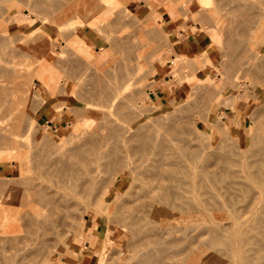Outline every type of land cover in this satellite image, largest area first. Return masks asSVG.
Segmentation results:
<instances>
[{"label": "bare ground", "instance_id": "6f19581e", "mask_svg": "<svg viewBox=\"0 0 264 264\" xmlns=\"http://www.w3.org/2000/svg\"><path fill=\"white\" fill-rule=\"evenodd\" d=\"M27 1H29V0H27ZM53 1H51V2H53ZM56 1H54L53 3H55ZM71 1H73V0H71ZM186 1H188V0H186ZM33 2H34V0L31 3L29 1L28 3L25 4L23 1L25 6L27 5L26 6L27 10H28V7L31 6ZM39 2H41V3H39ZM42 2H43V0L42 1L39 0L38 2H36V0H35V4L33 5V7L31 6L28 11H31L32 13H34V15L36 14V16L40 18L39 14L41 13V11L43 12L44 10H46L48 8V7L44 6V7H46V9L41 10L40 8H42L41 7V4H43ZM51 2H48V0H47V1H45V4L47 5L49 3L48 6L50 8H51V6H56L57 8L60 9V6L63 7V5L67 4V2H69V1L63 2V3L58 1L57 3L60 4V5L58 4L59 6L55 5ZM104 2H105V0H98L97 2H95V4L91 5V7L88 9L87 13H84L83 11H81V9H79L77 11L76 15L74 16L73 22H79L80 24H82L83 27L87 23L88 24L93 23V21H92L93 16L90 18L92 22L90 23V21H89L90 20L89 15L91 14V11L94 10L97 6L103 4ZM112 2H109V5ZM2 4H4V3H2ZM2 4H1V7H2ZM6 4H8V3H6ZM28 4H29V6H28ZM51 4H53V5H51ZM217 4H219V2ZM239 4H241V3H239ZM78 5H85V4H84V2H81ZM106 6H104V7L106 8ZM110 6H109V8L113 7V6H111V7ZM217 6H213V7H217ZM4 7H7V6L4 5ZM34 7L35 8L39 7L38 9H40L41 11L39 12L37 10V8L35 9ZM104 7H100L102 10V11L100 10L101 11L100 15L101 14L103 15ZM213 7H210V8H213ZM232 7H233V5H232ZM241 7H242V8H240L241 11H243V9L245 10V7L248 8V6H244V4H242ZM261 7L262 8H260V9H262V10H260L259 13L255 14V15H258V17L255 18L256 20L254 18H251V17H255V15L252 16V14H251L252 12L251 13H250V11H249V13L247 12L248 13L247 15H249L250 19L252 20V21H250V22H252L250 24H253V22L255 21L254 24L250 25V26H247L249 23L248 22L249 20H247V22H248V23L246 22L247 24H243L241 22L242 18L245 17L244 13H246V12H244V13L241 11L236 12L235 10L231 11L233 13L234 12L237 13L236 14L237 19L242 24L237 25V23H235L236 24L235 25L234 21L231 22L232 21L231 20L230 22H231V24L232 23L233 24L231 26H229L230 28H228V31L230 30L231 32H235V31L240 30V32H237V33H241L240 34L241 38L239 40L233 41L234 35H237V33L236 34H234V33L230 34V32H227L230 34V36H226V37H231V35H232V38H230V39L226 38V39H228V42L225 39L224 46L226 44H228L227 46L230 47V48H227V49H229L228 51L225 50V54L227 53L230 60L231 59H235V60L238 59L237 61L241 60V63H242L243 58H244V60H245L244 65L245 66L242 65L243 63L239 64V65H241L243 67V69L246 67L247 72L249 74H253V77H255V79L257 78L255 80L256 82L260 79V81H261L260 83H262V86L264 89V12H263L264 6L261 4ZM201 8H203V7H201ZM204 8L208 9V7H204ZM225 8H227V7H225ZM59 9H57V11H59ZM112 9H113L112 11H115L114 7ZM215 9L219 10L218 7L214 8V10ZM222 9H224V8H222ZM222 9H221V11H224L223 13L225 14V12L227 10L226 9L222 10ZM105 10H108V9H105ZM119 10H120L119 12H122V10L120 9V6H119ZM212 10L213 9H211V10L208 9V11H210V13L212 12ZM247 10L248 9H246V11ZM0 11H1V13H3V10L0 9ZM47 11H51V10H47ZM54 11L57 12L56 10H54ZM54 11H51V12L54 13ZM51 12H49L47 14L45 13L43 16L44 17L47 16L48 18L49 17L52 18V16H50L52 14ZM125 12L128 13L127 11H125ZM205 12H203V13L206 16ZM215 12L216 11H214V13ZM227 12L231 13L230 11H227ZM242 13H243V15L241 16V19H240V17H238V15H241ZM48 14H50V15L48 16ZM85 14H87V15H85ZM107 14H109V13H107ZM110 14L112 16L114 15V14H112V12H110ZM115 14H117V13H115ZM123 14H125V13H122V15ZM212 14H213V12L211 13V16L216 18V19H218L216 17L217 15H219V17L222 16V14H216L215 13L216 16H213ZM97 15H98V11H97ZM100 15H98V17ZM230 15H233V14L231 13V14H229V16ZM236 15H235V17H236ZM36 16H34V18ZM63 16H64V13H60L58 15V17H60V18ZM94 16L96 18V15H94ZM44 17H43V20L40 18L41 21L45 20ZM235 17H234V20L236 19ZM34 18L30 19L31 22L33 21ZM115 18H117V17H115ZM121 18H124V17L120 16V19ZM128 18L129 17H127V19ZM108 19L110 20L111 18H108ZM117 19H119V18H117ZM245 19H247V18L245 17ZM12 20H13V18H12ZM26 20H28L30 23L29 19L26 18ZM110 21H113V20H110ZM117 21L118 20H116V24L114 23L113 25L117 26ZM126 21H129V20H126ZM136 21L138 22V20H135L134 22H136ZM143 21H141V22L144 23ZM73 22H71V23H73ZM100 22H98V24ZM243 22H244V20H243ZM19 23H20V21H19ZM216 23H218V21H216ZM93 24H96V23H93ZM98 24H96V25H98ZM108 24H110V22H108ZM123 24H125V23H123ZM126 24H125V27H127ZM132 24H135L136 26H138L136 23H132ZM120 25H122V24H120ZM233 25H235V27L231 28ZM243 25H244V27L246 25V27H248V28L242 30L244 28ZM146 26H148V25H146ZM214 26H216V25H214ZM120 27H118V28H120ZM149 27L150 26H148L147 28H149ZM154 27L155 26H153L152 28H154ZM216 27H218V26H216ZM236 27H238V29H236ZM234 28H235V30H233ZM99 29H102V28H99ZM103 29L108 30L110 28L108 26L107 28H103ZM133 29L137 30V27L133 28ZM123 30H125V29H123ZM141 30L142 29H139V30L133 32L131 29L130 31H132V33L135 34L136 32L139 33V31H141ZM99 31H101V30H98V32ZM126 31L127 30H125V33H126ZM145 31H147V29H145ZM152 32H154V31H152ZM213 32L210 35V39L212 42L218 40V36L216 35V33L218 34V32L216 30H213ZM18 33H15V36H17ZM39 33H41V31H39ZM129 33H131V32H129ZM37 34H36V36H37ZM143 34H145V33H143ZM229 34H227V35H229ZM13 35L14 34L7 35L6 38H8V36L13 37ZM19 35H20V33L18 34V36ZM34 35L35 34H33L32 36H28L27 38L28 39L30 37L37 38L40 35L42 37L46 36L48 38V36H49V35L48 36L43 35L42 33L40 35L38 34L37 37ZM103 35H104V33H103ZM128 35H129V37L132 36V34L131 35L128 34ZM20 36H19V38L21 39L22 37H20ZM71 36H72V34H71ZM113 36H115V35H113ZM119 36L123 37V34H121ZM124 36H125V34H124ZM154 36H156V35H154ZM2 37H1L0 41H3L2 39L4 38V42H5V37H3V38ZM106 37H108V36H106ZM127 37L128 36H126V38ZM129 37H128V39H129ZM134 37L136 39L138 38L137 36H134ZM9 38H8V40H9ZM19 38H17V39L19 40ZM33 38L32 39L30 38V39L33 40ZM72 38L73 39H71V43H72L73 47L70 46L69 44L65 43V41H67V40H65L63 44L64 45L66 44L65 45L66 47L70 46L71 48H73L74 50L73 49L72 50L75 51L74 53H75L76 57H75V55L72 56L71 53L70 54L68 53L67 55L65 54L66 56H64L65 49H64V51H63V49H61L64 52L63 53L62 51H60V52H62L61 54H63V55H59V56L57 55L56 58H58L60 56H64V58L62 59V57H61L60 60H65L68 58L69 55H71L72 59L77 58V59H74L75 61L77 60L76 61L77 63L75 61H73V62H75L76 64H79V65L83 63L82 68L84 69L85 66L86 67L91 66L90 63L96 64L97 61L96 62H94V61L98 58L102 59V56H104L101 53H100V55H99V53H98V55H96V54L94 55V53L92 52L93 49L91 48L90 44H88L82 38L81 35L77 34L76 36H72ZM38 39H39V37H38ZM111 39L114 42L113 50L117 51L119 49V51H120V50H123V48H124L123 51H124V53H127V54H123V53L120 54V53H118V51L117 52L112 51L111 45L113 43H112ZM114 39L117 40L116 37L107 39L108 42L111 40L110 41L111 45L109 44V48L111 49L112 53H115L118 55H124V56L125 55H127V56L131 55L129 53L131 51L133 53L134 50H132V48H133V47H131L132 45L128 44L129 43L128 40L124 41V39H125L124 37L122 38V40L120 39V37L118 39L121 40V43L124 42L123 45L124 44H125V46L128 45L126 47L128 49L127 51H125L126 48L123 46H122V48H118L117 46L118 45L121 46L122 44H120L119 41H118V43L115 42ZM152 39H153V41L156 40V39H154V37ZM137 40L135 42H133L131 37H130L129 41H131L130 44L133 42L136 45ZM23 41H24V39H23ZM23 41H21V42H23ZM35 41H37V39H34V41H31V42H35ZM9 42H10V40H9ZM26 42H28V40ZM44 42H46L48 47H49L46 57H37L36 56L33 60V61H36L40 66H43V67L48 66L52 63V56H51L52 51L50 49L51 44L49 43V41L44 40V39L43 40L40 39L39 41L35 42L36 44H43V45H44ZM67 42H69V41H67ZM125 42L126 43L128 42L127 45ZM149 42H150V40H149ZM6 43H8V42H5V44ZM155 43H157V42H154V44ZM137 44H139V43H137ZM135 45H134L133 49H135V47H136ZM141 45H143V44L141 43L139 48H141ZM2 46L3 45H1L0 47H2ZM148 46L152 47V45H148ZM148 46H144V47H148ZM155 46H156L155 50H157V48L160 45L159 46L155 45ZM227 46H225V47H227ZM59 47H61V45ZM129 47H131L130 48L131 50H129ZM225 47H224V49H226ZM137 48L138 47H136V50H137ZM105 49H103V50H105ZM107 49H108V47H107ZM141 49L139 51H135V52L136 53H142ZM152 50H154V49H152ZM155 50L152 51V53L149 50H147V51L151 54H154ZM105 51H104V53H106L105 56L107 58V53H110L109 52L110 50L107 52H105ZM204 52H207V51H204ZM136 53H133V57H135ZM144 54H146V52H143V54H141L143 56V58L148 59L147 57H149V56H146V55H150V54H146V55H144ZM141 55H140V57H141ZM105 56L103 58L104 60L106 59ZM124 56H119V57H121L120 58L121 61L122 60L124 61L125 59H128V57H129L128 56L127 58L126 57L124 58ZM109 57L112 58V56H109ZM119 57L117 59H119ZM133 57L131 55V58H133ZM113 58H114V56H113ZM240 58H242V59H240ZM67 60H69V59H67ZM67 60H65L64 63L67 62L70 65V63ZM130 60H132V59H130ZM56 61H57V59H56ZM78 61H83V62L80 63ZM84 61H86V62H84ZM230 62H228V63H230ZM59 63H61V61ZM118 63L116 62L114 64H118ZM123 63L124 64L122 66H124V65L128 66L127 68L129 70L127 69L126 70L127 72L124 71L125 73H122L123 72L122 67H120V68H122L120 70V71H122V72H120V74H117V72H116L117 70H115L116 73L114 72V70H113V72L115 73V75L116 74L118 76L121 75L120 76L121 78L122 77L125 78V76H127L128 78L127 77L126 78L129 79L130 76L127 75V74H129L128 72L130 71L131 67L133 68V69H131V71L135 70L137 68V65L135 66L136 68H134L133 67L134 63L128 64V65L125 64V63H127L125 61ZM149 63H150V61H149ZM206 63H208V61H206ZM233 63H231L230 66H232ZM114 64H111L109 66V68H108V66L106 67V68H108V69H106L107 73H110L111 76L112 75L115 76L114 74H112V72H109V70L112 71V69L114 68V67H112V69L110 68ZM60 65L62 66V64H60ZM66 65L67 64L65 63V66ZM79 65L77 66V68H75L76 66L74 64L71 66H73V68L81 71L82 68ZM120 65H118V67ZM230 66H228V67L232 68ZM94 67H95V65H93V67H89V68H94ZM116 67H117V65H116ZM151 67H152V65H151ZM237 67H238V65H237ZM242 67H238V68L240 69ZM64 68L67 69L68 67L66 66ZM69 69L70 70L61 69V71H65L67 73H70V71H72V70H71V68H69ZM86 69L87 68H85V70ZM114 69H118V68H114ZM85 70H82L79 73L78 72L76 73L75 72L76 70H73L75 73H71L70 75H72V74L75 75V76L72 75L74 78H70L72 76H70V77L68 76V77L71 80L74 79V80H72V81H74L73 82L74 84L79 83L78 85H80L82 87L83 86L88 87V85L93 80L96 81L95 83H98L96 75H100L101 78L104 77V78H102V81L104 82V84L107 83V82L105 83V80L107 79L105 77H108V74H104L105 73L104 70L102 73L101 71H99L100 69H97L98 73H96V71L94 72L95 68L92 69L93 73H96V75H94L91 72L90 73L93 76H96V80H95V78L92 80V78H93V77H91L92 75L87 72L89 69L86 70V75H85L84 74ZM92 70H90V71H92ZM240 71H242V70H239V73H240ZM234 72H232V74ZM243 72L244 71H242V73L239 75L245 74ZM64 73H62V75ZM81 73H82V77L84 75V78L85 77L87 78V76L91 75L90 78L88 77L90 79V82L88 83V81H89L88 78L86 79L88 81L85 82L88 85L80 84L79 80L78 81L76 80V78H77L76 74L79 75ZM87 73L89 75H87ZM100 73L102 74V76ZM131 73L132 74H129V75H133L134 72H131ZM144 73H145V71H144ZM66 75H68V74H66ZM103 75H107V76H103ZM139 76H141V75H139ZM142 76H141V78H142ZM68 77H66V78H68ZM120 77L119 78L117 76L114 77V78L119 79L120 81L117 79H114L115 80V81H113L114 83L113 82L109 83V81H108L107 84L108 85L111 83H112L111 85L117 84L118 81H119L118 83H120L122 80V79H120ZM134 77L136 78V76H134ZM238 77H242V76H238ZM109 78H110V75H109ZM78 79H80V78H78ZM110 79H108V80H110ZM134 79L130 78V82H131V80H133V83L134 82L136 83V80H134ZM75 80L77 82H75ZM83 80L85 81V79H83ZM80 81H82V80H80ZM94 81L92 83H94ZM122 81H125L124 83H126V81L128 82V80H125V79ZM41 82L44 83V80H41ZM122 84H123V82H122ZM130 84L131 83H129L128 85L127 84H123V85L130 87ZM237 84H235V85L237 86ZM16 85L21 87V84L18 82H17V84H15V86ZM45 85H47V87H49L48 89H50V91H51L52 90L51 88L52 87L54 88L53 85H57V84L47 82V83H45ZM91 85H93V84H91ZM120 85L121 84H119V87H117V88L122 89V85L121 86ZM250 85H252V84H250ZM80 86L78 87L79 90H81ZM94 86L98 87V84L97 85L94 84L93 88H95ZM107 86H105L106 88H104L103 93L100 92V93H102V97H104V98L105 97L109 98L111 96V95H108V94H111L110 91L108 92V94L105 91V89H108ZM115 86L116 85H113V87H115ZM57 87H59V86L57 85ZM87 87H85L86 88V90H84L85 92L89 89ZM111 87L112 86H110V88ZM99 88L100 87L96 88L97 92H99V90H98ZM115 88H114V90H116L117 93L115 91H111V92L118 94L119 89H117V88L115 89ZM124 88H126V87H124ZM124 88L122 90V93H124V91L126 92V90H127V88L126 89H124ZM133 88H130V89L135 91V89H133ZM78 89L76 87L75 90H78ZM101 89H102V87H101ZM53 90H57V89H53ZM0 91L2 92V90H0ZM61 91H63V90H61ZM61 91H59V92H61ZM120 91L121 90H119V93H120ZM52 92L53 91H51L50 93H52ZM93 92L95 93V91H93ZM81 93H84V92H81ZM100 93H95L96 95L93 94V97L98 96ZM122 93H120V95H123ZM63 94H65V92ZM86 94H87V92H86ZM86 94H80L81 96L78 95V96L84 98V99L80 98L82 101L83 100H85V101L91 100L90 101L91 103L87 102L88 104H86V106L87 105L89 106V104H90V106H92V108H93L94 107L93 105L98 101H99L98 103H100V104H102L101 102H104V100L106 103L108 101L110 102V99L108 100L107 98H105L103 100V99H101V97L100 98L96 97V99H100L101 101L94 99V100H96V102H95L93 100V97L88 95V94H91V92L88 93L87 95ZM104 94L107 96H105ZM127 94H131V96H132V93H129L127 91V93H124L123 98L124 97L127 98L130 96V95L128 96ZM134 94L136 95L137 92ZM134 94H133V97H134ZM82 95H85V97H83ZM113 95L114 94H112V96ZM87 96H88V98H86ZM90 97L92 99H89ZM116 97L119 98V95H116L115 98ZM65 98L71 99V101L75 102V98H74L73 94L68 93L65 96ZM111 98L113 99V97H111ZM118 98H116V100ZM123 98H122V101H124ZM5 99L6 98H4V100H3L4 102H5ZM10 99L11 98H8L6 100H10ZM130 99L132 100L131 103L135 104V103H133V100L135 101V99L132 97ZM130 99L127 98V100H125L126 105L129 103L128 100L130 101ZM137 99H136V101H138ZM116 100H114L115 103H111V104L112 105L115 104L118 106V102L116 103ZM93 102H94V104H92ZM7 103H9V101ZM106 103L104 105L107 108V111H108V109L109 110L114 109V112L117 111L118 108H115L116 106L113 107L109 103L112 108L111 107L108 108ZM3 104H2V106H3ZM259 104L260 103L258 102V105ZM95 105H98V104H95ZM119 105L121 106L120 102H119ZM261 105L264 106V104H261ZM6 106L8 107V105H6ZM101 107L104 108L103 105ZM156 107H158V105ZM256 107H257L255 109L256 112L255 111L254 112L257 114L259 112V110H257V109L262 108V106H260L259 108H258V106H256ZM3 108H4V106H3ZM103 108H101V109H103ZM77 109H78V107L74 109L77 112H75V111H73V112L76 114L77 113L81 114L86 120L85 124L87 126H89L90 123L92 122L93 118L90 115H83L87 108L81 109L82 111H79ZM127 109L131 110L133 108H131V109L127 108ZM127 109H126V111H127ZM17 110H16V112H17ZM103 110H105V109H103ZM3 111H5V110H3ZM3 111H1V112H3ZM111 111L113 112V110H111ZM126 111H125V115L131 114V113H127ZM131 111H134V110H131ZM6 112H7V110L5 111V113ZM19 112H21V111H19ZM120 112H118L116 115H118ZM102 113H104V112H102ZM102 113H100V114H102ZM260 113L262 115L257 114V117L258 118H259V116L260 117L262 116V117L259 118V120L254 123L255 126H254L251 134L249 135V146L251 148L248 151H247V149H244L243 151L231 150L229 152L199 151L197 148L187 146L184 148V160L176 165L177 171L175 173L171 171V166H172V162H171L172 151L171 150L173 149V147L171 146L172 143H170L171 141H168L166 138L163 137L164 131H154V130H150V129L142 130V126H143L142 123L140 125L138 124L139 126H137V127H133L132 123H128L126 126L124 124L122 125L123 120H122V122L118 120L119 118H122L121 116L119 118H116L113 120L110 117H108L111 114L108 115V113L105 112V115L106 116L108 115L107 118H105L106 116H104V115H103L104 118L102 115L100 116L101 118H97L96 119L98 121V122H96L97 126L94 125L93 127L96 130H97V128H100V131H101V127L103 128V130H102L103 132L102 131H101V133L99 132L100 136L97 139L90 140L86 135H80L78 138H76V140H74V141L72 140L73 143H68V147H67V145H64V144H66L65 142H64V144H62V146H61V144L57 143V145H55L56 149L55 150L53 149L54 150L53 151L52 149H49V148H52V146L50 144L52 142L53 143L52 145H54V143L56 144V142H53L52 139L46 138V141H47V139H48V141L47 142L44 141V142H46L45 144H43V142L38 143L37 145L41 144V145H39L41 147L39 148V147H37V145L35 147L33 146L34 147L33 150L35 151V149H37V148H38V150H40L41 148H45V150H46L45 146H47L48 142L50 141L49 142L50 146L49 145L47 146L48 150H46V152H47L46 157H48L50 154L52 155V156L50 155L51 157L49 156L50 160L48 158V161H51L50 166L52 165L51 167H53V169L55 167L54 170H56V171L53 173H58V174H55V175H59L57 178H59L60 176L61 177L59 180L54 179L56 176L52 174V170H53L52 168L50 171L51 174L49 173L48 170L50 169V166H49V168L47 166V165H49V162L47 164V159L45 158V156H43V155H45V153L41 154V153L45 152V150L41 149L40 150L41 156L39 155L41 158L40 157L39 158L41 160V163L44 161V159L42 161V157H44L46 159V162L41 164L42 166L41 165L40 166L43 167L44 164H47L46 167L45 166L44 167H45V169L46 168L48 169V170L46 169V174L45 173L44 174L46 176H48V173H49L51 178L53 176V179L48 177V180L50 178V180L55 181V182L58 181V182L55 183V182L50 181V183H51L50 186L48 184L49 181H48V183H46L47 179L45 182L44 181L41 182L42 179L45 177L44 174H43L44 177H42V175H40L42 173L41 171H43L44 167L43 168H41L40 166L38 167V165L40 164V162L38 161L37 163H39V164H36L37 168H35V169L41 170L40 171L41 173L38 174L39 177L40 176L42 177L41 181H40V179H38L36 181L35 177H37V175L33 176L34 178L33 177L32 178L35 180V182H39V184H40V182L43 184L46 183L48 186L46 187L45 184L44 185L42 184V186H41V184L40 185L37 184L39 186V187H37L36 183H35V185H32V183H30L28 181L31 180V182H32L34 180L32 178H30L29 175H28V178H30L29 180L28 179L26 180L27 177L25 179L23 178V182H24V180H26L25 181L26 186H24V187H27L28 189L26 190L23 188L24 191L26 190V192L23 193V191H22L23 194L20 193L19 195H17V198H21V197L25 198L26 197L25 199H27V203L26 202L25 203L29 206V210L26 207V205L24 207V210H25V208H27L28 212L26 210H25L26 212H24L22 210L24 212L23 216L20 213L21 208H23V205L25 204V203L21 204L22 201H20V205H22L20 210H18L19 207L17 206V210L20 214L17 211H15V209H12V207L14 205H11V204H13V202H11V204L1 203V205H0V264H63L62 255L59 254L57 251V250H60V247L62 248V246H61L62 243H60L59 241H62V237L66 236L67 232H69L71 230L70 229L71 228L70 227V223H71L70 220L73 216L77 215L76 213H77V211H79L78 210L79 204L82 202V199L84 198V196L91 202L90 204H92V208L90 210L89 217H93L94 215L100 216L101 231L104 232L103 242H102V246H101L99 253H98L99 256H98V260H97L96 264H259V261L262 259V256L264 255V112L263 113L260 112ZM16 116H17V114H16ZM21 117H19V118H21ZM98 117H99V115H98ZM126 117H129V119H130L132 116L130 117V115H129ZM255 117H256V115H255ZM24 118L25 117H23V119ZM171 118H173V117H171ZM98 119H100V121ZM150 119H153V117ZM253 119H256V118H253ZM24 121H25V119L22 121L23 126H24V123H23ZM30 121H31V123L33 122L32 120H30ZM30 121H29V123H30ZM147 122H148V120H145V123H147ZM120 123H121V125H119ZM254 124L252 123V125H254ZM18 125H21V124L19 123ZM30 125H32V124H30ZM30 125H28V129L26 127H25L26 129L24 127L20 128V129H25L26 132L30 131V128H32ZM33 125H34V123H33ZM172 127L173 126H171L170 129ZM25 130H24V132H25ZM1 131H2V128L0 129V132ZM8 131H9V129H8ZM15 131H17V130H15ZM3 132H5V131H3ZM25 133H23V134H25ZM23 134L21 133L20 135H23ZM1 135H2V137L5 135L4 137L7 139V141H8V138L11 139L10 137H8V135L6 136L5 133L4 134L2 133ZM15 136H16V134H15ZM12 137H13V134H12ZM19 137L21 139V136H19ZM10 141H9V143H10ZM19 141H21V140H19ZM62 141H61V143H62ZM0 142H1V137H0ZM36 142H38V141H36ZM3 144H4V142H3ZM5 145H7V144L5 143ZM42 145H44V147H42ZM63 146H66V147H63ZM5 149L9 150V147H8V149L6 147V148H3L2 150H5ZM49 152H51V153H49ZM246 152H248V154ZM8 153L9 152L7 151V154ZM10 153H9V155H10ZM48 153H49V155H48ZM5 154H6V152H3V151L0 152V157H2ZM36 154H37V152H36ZM33 155H35V152ZM36 156H38V155H36ZM36 156H35V159L37 161ZM6 157H8V156L6 155ZM216 159H221V164L216 166L215 167L216 169H209V166L212 163V160H216ZM35 162H33V163H35ZM54 162L56 164H58L59 167L56 168L57 165L54 164ZM89 162L91 163V165H92V163L94 164V162H97L98 164H97L96 168H86L85 171L81 173V167H87L89 165ZM103 164H104L105 168L108 167V165H110V164L114 165L117 169H119V172H121V171L123 172V175H117L115 172L112 171V169L109 168L113 173L111 171H109L108 169L106 170V173H108V174L112 173V175H108V176H110L108 179L103 178L102 177L103 175L102 176L100 175V173L103 174L105 172V171L103 172V169L101 167V166H103ZM32 166H35V164L34 165L32 164ZM21 169H22V172L21 173L19 172L20 176H22L23 173L25 172V171H23V169L25 170V168H21ZM32 169H30V171H32ZM45 169H44V171H45ZM113 170L115 171V169H113ZM47 171H48V173H47ZM116 172H118V171H116ZM10 173H11V171H10ZM27 173L30 174L29 171L28 172L26 171L24 173V175L25 174L27 175ZM32 173H34V172H32ZM32 173H31V175H32ZM36 173H37V171H36ZM36 173H34L33 175H35ZM106 177H107V175H106ZM126 177L129 178L127 185H125ZM21 178L22 177L17 178V179L20 180ZM104 179L108 180V181H106L107 184L105 183V186L103 187L104 190L101 193H98L97 189L99 186L104 184V182H105ZM0 180L2 183V184L0 183L2 185L0 187L3 188V183H5V182L7 183L6 186H8L9 181H6L5 179H1V178H0ZM2 180H3V182H2ZM13 180H14V178H13ZM14 182L16 183L18 181L16 180ZM20 182H22V181L21 180L19 181V183H18L19 186L21 184ZM52 183H55V184H52ZM15 185H17V184H15ZM22 185H24V184H22ZM41 187H43L44 190ZM4 188H5V185H4ZM0 191H2L1 188H0ZM3 192L4 191H2V193ZM12 195H14V194H12ZM35 195H37L36 199H34ZM0 197H2V196L0 195ZM24 198L21 199V200H23V202H24ZM0 200H1V198H0ZM17 202H19V201H17ZM2 204H4L5 207ZM38 204H40L39 205L40 207H38ZM7 205H9V207L11 205L12 207L8 208ZM255 206L257 207V211L255 213H252V215L251 214L245 215V213L252 210L253 207H255ZM8 209H11L9 211H12L15 213L17 212L20 215V217H19V215L17 216L15 213H14V215H15L14 216L11 212L8 214V212H7ZM250 212H253V211H250ZM10 214H12L13 216L12 215L10 216ZM22 219L25 220L23 224L19 223V222H21L20 220H22ZM81 219L82 220H81L80 224H82L84 226L85 222H87V221H84L86 218L84 216H81ZM71 225H72V223H71ZM85 227L87 228V230H86V235H85L83 241L87 240V239H91V235L93 232L92 227H89L87 225ZM99 235H100V233H99ZM99 235H98L96 241L92 242L93 246L96 245V242L99 238ZM66 237H64V238H66ZM64 238H63V243H64ZM59 243H60V247H59ZM65 248H67V247H65ZM63 252H64V249H63Z\"/></svg>", "mask_w": 264, "mask_h": 264}, {"label": "rangeland", "instance_id": "374dc122", "mask_svg": "<svg viewBox=\"0 0 264 264\" xmlns=\"http://www.w3.org/2000/svg\"><path fill=\"white\" fill-rule=\"evenodd\" d=\"M23 1L26 4L29 1L31 3L33 0L32 1L31 0H29V1H27V0H0V9L3 10V13H4L3 14L0 11V13L2 14V15L0 14L1 15L0 16V35L2 34L0 36V40H1V37L4 35L3 37H5V42H8V43H6L7 44L6 45L3 37H2L3 41H0V44L3 45L2 47H0V67H1L0 68V74H1L0 75V90H2V92L4 91L3 93L0 91V93H1L0 94V129L2 128L1 132L3 134L5 133L6 136L8 135V137L11 138V139H9L7 137L8 138V141H7V139L4 137L5 135L2 137V135H1L2 133L0 132L1 133L0 134V137H1L0 152H2V151L6 152L5 155L0 157V178L5 179L6 181H9L8 186H6L7 183L4 181L5 183H3V188L0 187L1 190L4 191L3 193H2V191H0V195L2 196V197H0L1 198L0 205H1V203L11 204V202H13V204H11V205H14L13 206L14 208L11 205H10V207H12V209H15V211L18 212V210H20V208L22 207V205H20V201L23 202V200H21V199H23L24 197L17 198V195L22 193V191H23V193L26 192V190L28 188L24 187V186H26L25 181L27 179L29 180L33 176L37 175L38 178L35 177L36 181L38 179H40V181H41V178L45 176L46 178L44 177L41 182H43V181L45 182L47 179L46 183H48V181H49V183H48L49 186L51 184L50 181L55 182V181L50 180L51 177L49 175L51 168L53 169V167H51L52 165L50 166L51 161H48V158L51 155V154L49 155V153H51L52 151L49 152L48 153L49 156L46 157V155H47L46 150H48L47 146L50 144L49 143L50 141L48 142V145L45 146L46 150H45V148H41L42 150H45V152H43V153H41V151H40L41 149L38 150V148L35 149V151L33 150V148L38 143L43 142V144H45L48 141V139L46 141V138L52 139L53 142H56V144L54 143V145H52L53 143L51 142L50 145L52 146V148H49V149L55 150L56 149L55 145H57V143L61 144V146H62V144H64V142H65L66 144H64V145H67V147H68V143H73L72 140L73 141L76 140V138H78L80 135H86L90 140L97 139L100 136V133L103 130V128L101 127V131H100V128H97V130H96L93 126L94 125L97 126V123H96V122H98L96 120L97 118H101L100 117L101 115L106 116L105 112L108 113V115L111 114V115H109V116L107 115V116L113 120L116 118H119L121 116L122 118H119L118 120L121 122L123 120L122 125L124 124L125 126L128 123H132L133 127H137L142 123V125H143L142 130L150 129V130H154V131H164L163 137L166 138L168 141H171L170 143H172L171 146L173 147V149L171 150L172 151V153H171V162H172L171 171L174 173L177 171L176 165L184 160V148L187 146L197 148L199 151H220V152H229L231 150L243 151L244 149H247V151H248L251 148L249 146V135L251 134V132L255 126L254 123L256 121H258L259 118L262 117V116L261 117L259 116V118H258L257 114H261L260 112H262V113L264 112V106L261 105V104H264V89H263L262 83H260L261 82L260 79L258 80L259 82L258 81L256 82L255 80L257 78L255 79V77H253V74H249L247 72L246 67L243 69V67L241 65H239V64L243 63L242 65L245 66L244 65V61H245L244 58H243L242 63H241V60L237 61L238 59L237 60H235V59L230 60L229 59V56L227 55V53L225 54V50L228 51L229 49H227V48H230V47L227 46L228 44H226L225 46H227V47H225L224 41L226 38H229V39L232 38V35H231V37H226V36H230V34H232V33L236 34L237 32H240V30L235 31V32H231L230 30L228 31V28H230L229 26H231L233 24V23L231 24V22L234 21V24L237 23V25H240L242 23L247 24L249 22L247 26L254 24V22H255L254 20H253L254 21L253 24H250V23H252V22H250L252 20L250 19V16L247 14L249 13V11H250V13L252 12L251 13L252 16H254L256 13H259L260 10H262V9H260V8H262L261 4L264 6V0H188V1H186V0H105V2L103 4L97 6L94 10H92L90 15L88 14L89 19L93 16L92 17L93 23L98 24V22H100L101 20L102 21L98 25H96V24L91 23L92 21L90 19L89 21L91 24L87 23V24H85L84 27L79 22H73L74 16L76 15V13L79 9H81V11H83L84 13H87V11L91 7V5L95 4V2H97L98 0H73V1H71V0H57V1L54 0V1H56L55 3H53L54 2L53 0H51L53 2L48 0V2H51L55 5L59 4V3H57L58 1L61 3L69 1V2H67V4L63 5V7L60 6V9L57 8L56 6H51V8H50L48 6L49 3L47 5L45 4V1H47V0H43V2H42L43 4H41L42 8H40V9L43 10V9H46V7H48L49 9L47 8L46 10H44L45 12L44 11L42 12L40 9H38L39 7L38 8L36 7L39 12L41 11V13L39 15H40V18L42 20L44 17L43 15L45 13L47 14L51 11H54V10L57 11V9H59V11H57V12H55V11H54V13L51 12L52 13L51 15L48 14V16L50 15V16H52V18H50V17L48 18L47 16H45L46 18L44 17V19H45L44 21H41V19L39 17H37L36 14L34 15V13H32L31 11H28L29 8L31 6L33 7V5L35 4V0L32 3V5L30 4L31 6H29V4H28V6H29L28 10L26 7L27 5L25 6ZM38 1L39 0H36V2H38ZM40 1H42V0H40ZM81 2H84L85 5H78ZM109 2H112L110 5L114 7L115 11H112L113 7H111L109 5ZM218 2H219V4H217ZM2 3H4V4H2ZM6 3H8V4H6ZM39 3H41V2H39ZM239 3H241V4H239ZM1 4H2V7H1ZM53 4H51V5H53ZM242 4H244V6H248V8L245 7V10L243 9V11H241L240 8H242L241 7ZM4 5L7 7H4ZM232 5H233V7H232ZM44 6H46V7H44ZM104 6H106V8ZM109 6L111 8H109ZM119 6H120V9L122 10V12H119L120 11ZM213 6H217L219 10H217V9L214 10V8H217V7H213ZM100 7H104V9L103 8L102 9L104 10L105 14L102 12L103 13V15L101 14L102 16L100 15V12L102 11ZM201 7H203V8H201ZM204 7H208L209 10L213 9L212 10L213 16H216L215 13L216 14H222L224 12V11H221L222 8H224L230 12L232 10H235L236 12H240V11L243 13L246 12V13H244V16L247 19H245V17L242 18V20H241L242 23H240L237 19V15H236L237 13L231 12L233 15L229 16V14H231V13H228L227 11L225 12V14L223 13L224 15L222 14L221 17H219V15H217L216 17L218 19H216V18L211 16L212 12L210 13V11H208V9H205ZM210 7H213V8H210ZM225 7H227V8H225ZM105 9H108V10H105ZM224 9H222V10H224ZM246 9H248V10L246 11ZM47 10H51V11H47ZM97 11H98V15H100L99 17L97 15ZM125 11H127L128 13H126ZM214 11H216V12L214 13ZM110 12H112V14H114V15L112 16L110 14ZM203 12H205L206 16L204 15ZM263 12H264V8H263ZM60 13H64V16L61 18L58 17V15ZM107 13H109V14H107ZM115 13H117L118 15ZM122 13H125L126 15L125 14L122 15ZM243 13L241 15H238V17H240V19H241V16L243 15ZM167 14H170L171 17L175 21L180 23V28H182L188 34L192 35V34L196 33L197 38L202 40V48H201V51L199 53L192 54V55H174V53L172 51V42H171V39L169 38L168 31L166 30V27L164 26V21H163ZM234 14L236 15V17ZM85 15H87V14H85ZM94 15H96V18ZM119 15L121 17H124V18L120 19ZM34 16H36V17L34 18ZM233 16L237 19V20L235 19L236 21L234 20ZM115 17H117L119 19H117ZM127 17H129V18L127 19ZM257 17H258V15H255V17H251V18L255 19ZM12 18H13V20H12ZM26 18L29 20L32 18H34V19L32 22L30 20V23H29V21L26 20ZM108 18H111L110 20H113L114 22L110 21ZM214 19L216 21H218V23H216V21ZM116 20H118L117 26L113 25L114 23L116 24ZM126 20H129V21H126ZM135 20H138V22L137 21L134 22ZM243 20H244V22H243ZM247 20H249V21L247 22ZM19 21H20V23H19ZM141 21H143L144 23H142ZM71 22H73V23H71ZM108 22H110V24H108ZM119 23L122 25H120ZM123 23H125V24L127 23L128 24V25L126 24L127 27H125V24H123ZM132 23H136L139 27L136 26L135 24H132ZM146 25L150 26L151 28L150 27L147 28L148 26H146ZM214 25H216L218 27H216ZM235 25H233L231 28L235 27ZM108 26L110 29H108V30L103 29V28H107ZM153 26H155V27L152 28ZM118 27H120V28H118ZM136 27H137V30H139V29H142V30L139 31V33L136 32L137 34L135 33L136 34L135 35L132 33V31L133 32L137 31V30L133 29ZM243 27H244V25H243ZM99 28H102V29H99ZM246 28H248V27H246V25H245V27L242 30H244ZM123 29L127 30L126 33H125V30H123ZM131 29H132V31H130ZM145 29H147V31H145ZM236 29H238V27H236ZM98 30H101V31L98 32ZM213 30H216L218 32V34L216 33V35L218 36V40H216L214 42H212L210 39V35L213 32ZM233 30H235V28ZM39 31H41V33L43 35H47V36L49 35L48 38L46 36L42 37L40 35L41 33H39ZM152 31H154V32H152ZM18 32L20 33V35L22 34L21 36L19 35L20 37H22L21 39L18 36V34H19ZM102 32L104 33V35ZM129 32H131V33H129ZM227 32H230V34ZM15 33H18L17 36H15ZM37 33L40 36H38ZM143 33H145V34H143ZM11 34H14V35H13V37L8 36V38L9 37L11 38V39L9 38V40H10V42H9V40H8V38H6V36L11 35ZM33 34H35L34 36H36V34H37L39 39L37 36H36L37 38L30 37L31 39L33 38V40H31L30 38L29 39L27 38L28 36H32ZM71 34H72V36H76L77 34L81 35L82 38L88 44H90L91 48L93 49L92 52L94 53V55L95 54L98 55V53L100 55V53H101L105 56L106 53H104V51L106 50L105 52H107L110 50L109 51L110 53H107V58L105 56V58H106L105 60L103 59L104 56H102V59L98 58L94 61V62L97 61V63H96L97 65L90 63L91 66H88V67L85 66V68H87L86 70L89 69L87 71L88 73H90V72L93 73L92 69H94V68H95L94 72L96 71V73H98L97 69H100L99 71H101L102 73L104 70L105 71L104 74H108V77H105V78H107L105 80V83L106 82L108 83V81H109V83L115 81L114 79H117V78H114V77L117 76L119 78L121 75L118 76L117 74H120V72H122V71H123L122 73L127 72L126 70L128 69L127 68L128 66H126V65L122 66L124 64L123 63L124 61L127 62V63H125L127 65L134 63V65H133L134 68H136L135 66L137 65V68L135 70L131 71V69H133L131 67L130 71L128 72L129 74H132L131 72H134L135 74L133 73V75H129L126 73L128 76H130L129 79H127L128 77L125 75H124L125 78L120 77V79L128 80V82L126 81V83H124L125 81L121 80V82L118 83L120 80L117 79V80H119L118 82L116 81L117 84H113V85H116L115 86L116 88L119 87V84H121L122 89H119V88H117V89L121 90L120 93H122L123 88L128 87V86H124L123 84L128 85L129 83H131L130 87H128L126 92L124 91V93H127V91L129 93H132V96H131V94H127L128 96L130 95L129 97H127L128 99H130L132 97L136 101V99L138 98L137 99L138 101H136V102L133 100V103H135V104H132L131 103L132 100L130 99V101L128 100V102L130 104L127 102L128 104L126 105L125 100H127V98L126 97L123 98L124 93H122L123 95H120L119 90H118V94H116L117 91L114 90L115 87H113V85H111L112 83L109 85L106 83L109 87L106 84H104V82L102 81V78H104V77L101 78L100 75H96V73H93L94 75L97 76V82L98 83H95L96 81H94L93 79L95 78V80H96V76H93L90 73L92 75L91 76L87 73V75H89V76H87V78L88 77L90 78V76H91V77H93L92 80L94 81V83H92L93 82L92 81L88 85L85 82H87L89 80L88 81V83H89L90 82L89 78H88V80H86L87 78L86 77L84 78V75L82 77V73L79 75L76 74L77 75L76 80L77 81L79 80L80 84L88 85V87L85 86V87L89 88L86 92H87V94L91 92V94H88L91 97H93V94H95V93H100V92L103 93L104 88H106L105 86H107V88L109 90L105 89V91L107 92V94L110 91L111 94H108V95H111V96L109 98H107V97H105V98H107L108 100L110 99V102L109 101L107 103L105 102V100H104L105 98L102 97V93H100L98 96L93 97V100L96 99V97L97 98L101 97V99L104 100V102L106 103L108 108H110L112 105L111 103H115L114 100H116V98H118V97L115 98V96L119 95V98L116 100V103L118 102L119 107L115 104L112 105L113 107L116 106L115 108H118L117 111H115L116 113L114 112V109H111V110H113V112L109 109L107 111V108L105 107L104 102H101L102 104L98 103L99 101L96 102V100H100V99L94 100L96 102L95 104H98V105H95L93 102L92 103V104H94L93 108H92V106H90V104H89V106L88 105L86 106V104H88L87 102H90L91 100H86V101L83 100L82 101L81 99H84V98L80 97L81 96L80 94H86V92L84 91V90H86V88L84 86L82 87V86L78 85L79 83L74 84L73 83L74 81H72L74 79H72V80L69 79V77L73 75V74L70 75L71 73H75V72L79 73L82 70H85V68L84 69L82 68L83 63L80 65L76 64L77 60L75 61L74 59H77V58L72 59V56L75 55V53H74L75 51H73L74 49L70 47V46H72L71 39H73ZM112 34L115 36H113ZM121 34H123V37L125 38L124 41L128 40L129 43L128 42L127 43L129 45H132L131 47H133V48L135 45L133 42H135L137 39L139 40V41L137 40L136 45H135L136 47H138L137 50H136V47H135V49L132 48V50H134L133 53H136L135 51H139L142 48L141 49L142 53H136L137 55L135 54V57L139 56L138 58L133 57L132 51L131 52L128 51V52L132 55L133 58H131V55H128L130 57L129 58L127 55L124 56V55H118V54L112 53V51H115V50H113L114 42L111 39L112 43H113L111 45L110 44L111 40L109 42L107 41L108 38L116 37L117 40L114 39L115 42L118 43V41H119V43L122 44L121 46L118 45L117 46L118 48H122V46L126 48L128 46L126 42L125 43L127 46H125V44L123 45L124 42L121 43V40L123 38L122 36H119ZM124 34H125V36H124ZM128 34H130V35L132 34V36L134 35V36H137L138 38L136 39L134 36L133 37L130 36L132 41H133L130 44L131 41H129L130 37ZM153 34L156 36H154ZM227 34H229V35H227ZM240 34L241 33H237V35H234L233 41L239 40L241 38ZM106 36H108V37H106ZM126 36H128L129 39H128V37L126 38ZM119 37L121 40L118 39ZM153 37L156 40L153 41V39H152ZM17 38H19V40ZM23 39H24V41H23ZM34 39H37V41H39L40 39L41 40L44 39V40L49 41V43L51 44L50 49L52 51L51 52L52 63L50 65L43 67V66H40L36 61H33L36 56L37 57H46L47 51L49 49L46 42H44V45L43 44H36L35 42H37V41L31 42V41H34ZM27 40H28V42H26ZM65 40H67L69 42H67ZM149 40H150V42H149ZM21 41H23V42H21ZM64 41L66 44H69L70 46L66 47L65 46L66 44L65 45L63 44ZM226 41L228 42V39H226ZM154 42H157V43L154 44ZM137 43H139V44H137ZM141 43L144 46L152 45V47H149V46L144 47L143 45H141V48H139ZM109 44L112 46V48H111L112 51L109 48ZM60 45H61V47H59ZM155 45H157V46L160 45L158 47L159 49L157 48V50H155L156 49ZM107 47L109 50L107 49ZM131 47H129V50H131L130 49ZM224 47L226 49H224ZM61 49H63V51L65 49V51H64L65 53ZM103 49H105V50H103ZM150 49L155 50L154 54H151L152 51H154V50L151 51ZM123 50H124V48H123ZM123 50H120L121 51L120 52L118 49L117 51L120 54H122V53L127 54V53H124ZM127 50L128 49L126 48L125 51H127ZM147 50H149L151 53H149ZM60 51H62L64 53V56H66L68 53L69 54L71 53V55H72V56L69 55L70 57L68 56V58L66 57L69 60L65 59L70 63V65H69L67 62H65L67 64L66 66L68 67L67 69L70 70L69 68H71V70H72V71H70V73H67L65 71H61V69H63V70H67V69L64 68V67H66L65 63H64L65 60H60L61 57L63 59L64 56H60V57L56 58L57 55L58 56L63 55V54H61L62 52H60ZM117 51H115V52H117ZM204 51H207V52H204ZM143 52H146V54H150V55L144 54L146 56H149V57H147L148 59L143 58V56L141 55V54H143ZM108 55L112 56V58L109 57ZM140 55H141V57H140ZM113 56H114V58H113ZM119 56H124V58L128 57L129 60L125 59L124 61L122 60L123 61L122 62L120 59L121 57H119ZM75 57H76V55H75ZM118 57L120 60L117 59ZM56 59H57V61H56ZM130 59H132V60H130ZM240 59H242V58H240ZM60 61H61V63H59ZM73 61H75L76 63ZM149 61H150V63H149ZM206 61H208V63H206ZM71 62L76 66L75 68H77V66L79 65L82 68V70L80 71L78 69L73 68V66H71V65H73ZM78 62L81 63L83 61H78ZM84 62H86V61H84ZM113 62L114 63L119 62V63L114 64ZM228 62H230V63H228ZM110 63L114 64L110 67L111 69H112V67L118 68V69L113 68L112 71L109 70V72H112V74H114V75L117 72V74L115 76H113V75L111 76L110 73H107L106 69L109 68V66L111 65ZM231 63H233L232 66H230ZM60 64H62V66ZM93 65H95L94 68H89V67H93ZM116 65H117V67H116ZM118 65H120V66L118 67ZM151 65H152V67H151ZM237 65H238V67H242V68L239 69L237 67ZM107 66H108V68H106ZM228 66H230L232 68H229ZM120 67L123 68L122 71H120L122 69ZM73 70H76V71L74 72ZM86 70L84 72L85 75H86ZM90 70H92V71H90ZM113 70H114V72H115V70H117V71L114 73ZM239 70L244 71L243 73H245V74L239 75L242 73V71H240V73H239ZM144 71H145V73H144ZM232 72H234V73L232 74ZM62 73H64V74L62 75ZM66 74H68V75H66ZM138 74L141 76L143 75L142 78ZM109 75H110L111 79L109 78ZM73 76H75V75H73ZM73 76L70 78H74ZM101 76H102V74H101ZM103 76H107V75H103ZM134 76H136V78ZM238 76H242V77H238ZM66 77H68V78H66ZM78 78H80V79H78ZM82 78L85 79V81ZM130 78L131 79L135 78L134 80H136V83L135 82L133 83V80H131V82H130ZM108 79H110V80H108ZM41 80H44V83L41 82ZM76 80H75V82H77ZM80 80H82V81H80ZM17 82L21 84V87L17 86V85L15 86V84H17ZM47 82L57 84L59 87H57V85H53L54 88L53 87L51 88L52 89L51 91H53V92L50 93L51 91H50V89H48L49 87H47V85H45V83H47ZM122 82H123V84H122ZM91 84H93V85L98 84V87H100L98 89L99 92H97V90H96V88H98V87L94 86L95 88H93V85H91ZM235 84H237V86ZM250 84H252V85H250ZM79 86L81 87L80 88L81 90L78 89ZM110 86H112L111 87L112 89L110 88ZM76 87L78 90H75ZM101 87H102V89H101ZM126 88H124V89H126ZM130 88L135 89V91L131 90ZM53 89H57V90H53ZM61 90H63L65 92V94H63L64 92ZM59 91H61V92H59ZM93 91H95V93ZM111 91H115L116 93H112ZM81 92H84V93H81ZM136 92H137V94H136L137 96L134 94ZM68 93L74 95L75 102L71 101V99L65 98V96ZM112 94H114V95L116 94V95L112 96ZM133 94H134V97H133ZM78 95H80V96H78ZM82 96L85 97V95H82ZM105 96H107V95H105ZM7 97L11 98V99L6 100V99H8ZM91 97L89 99H92ZM111 97H113L114 100ZM4 98H6L5 102L7 103L9 101V103L6 104L3 101ZM86 98H88V96ZM122 98L124 99V101H122ZM119 102H120L121 106L119 105ZM258 102L260 103L259 105H258ZM2 104H3L4 108H3ZM6 105H8V107ZM102 105L104 106V108L101 107ZM157 105H158V107H156ZM256 106H258V108L260 106H262V108L257 109V110H259V112L257 114L255 113L256 112L255 109L257 108ZM77 107H78L77 110H79V111H82L81 109H83V108H85V109L87 108L85 111L86 113L83 111L84 114L83 113L82 114L83 115H90L93 118V120L89 126H87L85 124L86 120L81 114H79V113L76 114L73 112V111H75L74 109ZM1 108L5 111L7 110V112L5 113V111H3ZM101 108L105 109L106 111L101 109ZM127 108H129V109L133 108L131 110H134V111L128 110ZM126 109H127V111H126ZM16 110H17V112H16ZM1 111H3V112H1ZM19 111H21L22 113ZM125 111L127 113H131V114L125 115ZM75 112H77V111H75ZM102 112H104V113H102ZM118 112H120V113L118 115H116ZM100 113H102V114H100ZM16 114H17V116H16ZM98 115H99V117H98ZM129 115H130V117L132 116L130 119H129V117H126ZM255 115H256V117H255ZM104 116H103V118H104ZM107 116L105 118H107ZM19 117H21L22 119ZM23 117H25L24 118L25 121L23 122L24 126L22 124V121L24 120ZM152 117H153V119H150ZM171 117H173V118H171ZM253 118H256V119H253ZM30 120H32L33 122L31 123ZM98 120L100 121V119H98ZM145 120H148V122L145 123ZM29 121H30V123H29ZM19 123L22 126L18 125ZM33 123H34V125H33ZM252 123L254 125H252ZM30 124H32L33 126ZM28 125H30L32 128H30V131L26 132L25 129L26 128L28 129ZM119 125H121V123ZM169 126L170 127L173 126V127L170 129ZM22 127H24V128L26 127V128L20 129ZM8 129H9V131H8ZM15 130H17V131H15ZM24 130L26 133L24 132ZM3 131H5V132H3ZM21 133L22 134L25 133V134H23L24 136L20 135ZM12 134H13V137H12ZM15 134H16V136H15ZM19 136H21V139ZM19 140H21V141H19ZM9 141H10V143H9ZM36 141H38V142H36ZM44 141H46V142H44ZM61 141H62V143H61ZM3 142H4V144H3ZM5 143L7 145H5ZM39 145H41V144H39ZM39 145H37V147L40 148L41 146H39ZM6 147H7V149L9 147V150H6V149L2 150L3 148H6ZM42 147H44V145H42ZM63 147H66V146H63ZM7 151L9 153L11 152L10 155H9V153L7 154ZM34 152H35V155H33ZM36 152H37V154H36ZM40 153L41 154L45 153V155H43V156H45V158L47 159V164L49 162V165H47V164L43 165V167L44 166L46 167V165H47L48 168L50 166L49 170L46 168L49 171V173L47 171L48 176L45 175L46 174L45 167L44 168L41 167L42 166L41 164L45 163L46 159L44 157H42V161H43V159H44V161L41 163ZM246 153L248 154V152H246ZM6 155L8 157H6ZM36 155H38V156H36ZM35 156L37 158V161L35 159ZM49 160H50V158H49ZM38 161L40 162V164L37 163ZM33 162H35V163H33ZM32 164L33 165L35 164L36 167L32 166ZM36 164H39L38 167L41 165L40 167L43 168V171H41L39 169H35V168H37ZM54 164H56V163L54 162ZM97 164H98L97 162H94V164L92 163V165H91V163L89 162V165L87 167H81V173L84 172L86 168H96ZM220 164H221V159L212 160V163L210 164L209 169H216L215 167L220 165ZM56 165H57L56 168L59 167L58 164H56ZM103 166H104V164H103ZM103 166H101V167L103 169V172L105 171L104 173L107 175V177L104 173L103 174L100 173V175L101 176L103 175L102 177L105 179H108L110 177L108 175H112L113 172H115L117 175H123V172L122 171L119 172V169H117L112 164L108 165V167H106V168H105V166L104 167ZM20 167L25 168V170L23 169V171H25V172L29 171L30 174L27 173V175L26 174L24 175V173H25L24 172L23 175L21 174L22 176H20V173L22 172V169ZM109 168L112 169L113 172ZM30 169H32V171H30ZM44 169H45V171H44ZM54 169H55V167H54ZM107 169L109 171H111L112 173L111 174L106 173ZM113 169H115V171ZM53 170H52L53 175L58 174V173H53L56 171V170H54V171ZM10 171H11V173H10ZM36 171H37V173H36ZM116 171H118V172H116ZM32 172H34L36 174L33 175L34 173H32ZM31 173H32V175H31ZM38 174L42 175V177L41 176L39 177ZM43 174H44V176H43ZM28 175L30 178H28ZM19 176L22 177L20 179L22 181V182H20L21 183L20 186L18 185L20 180L17 179V178H20ZM55 176L56 177L54 179H56V180H59L61 177L60 176L59 178H57L59 175H55ZM48 177H50L49 180H48ZM13 178H14V180H13ZM23 178L24 179L26 178V180H24V182H23ZM51 179H53V176ZM105 179H104L105 182L103 181L104 184L101 185L102 187L101 186L98 187V189H97L98 193H101L104 190L103 187L105 186V183L107 184L106 181H108ZM16 180L18 182L15 183L14 181H16ZM128 180H129V178L126 177L125 185L128 184ZM2 182H3V180H2ZM28 182L32 183V185H35V183H36V185L41 184V186H42V184H43L41 182L39 184V182H35V180L32 182H31V180H29ZM56 182H58V181H56ZM0 183H1V180H0ZM14 183L17 185H15ZM46 183H44V184L47 187L48 185ZM55 183H52V184H55ZM1 184H0V186H2ZM22 184H24V185H22ZM4 185H5V188H4ZM38 185H37V187H39ZM43 187H41V188L43 189ZM23 188L26 190L24 191ZM12 194H14V195H12ZM36 196L37 195L34 196L35 197L34 199H36ZM25 198H24V202L23 203L21 202V204H24L25 202L27 203V199H25ZM17 201H19V202H17ZM26 203L23 205V208H21V211H20L22 216H23L24 212L27 211V208L29 210V206ZM90 203L91 202L84 196V198L82 199V202L79 204V208H78L79 211H77V213H76L77 217L73 216L70 220V222L72 223V225L70 223V227H71L70 229L71 230L69 232H67V235H66L67 237L63 235L66 238L62 237V241H59L60 243H62V245H61L62 248L60 247V243H59L60 250H57V251L59 254L62 255L63 264H96L97 263L98 256H99L98 253H99V250H100V248L102 246V242H103L104 232L101 231L100 216L94 215L93 217H89L90 210L92 208V204H90ZM4 204H2V205H4ZM25 205L27 207V208H25L26 211L24 210ZM39 205L40 204H38V207H40ZM17 206L19 207L18 210H17ZM4 207H5V205H4ZM7 207L10 208L9 205H7ZM9 210H11V209H8V211H7L8 214L11 212L14 215L15 212H12ZM250 211H253V212H250ZM250 211L245 213V215L246 214L252 215V213H255L257 211V207L256 206L253 207V209ZM17 212L15 214L18 216L20 213L18 212L19 213L18 214ZM12 214H10V216ZM81 216H84L87 219V220L86 219L84 220V221H87V222H85L84 226L82 224H80L81 220H82ZM19 217H20V215H19ZM20 221L21 222H19V223L23 224L25 220L22 219ZM86 225L89 227H92L93 232L91 235V239H87V240L83 241V239L86 235V230H87V228L85 227ZM99 233H100V235H99ZM98 235H99V238L96 242V245L93 246L92 242L96 241ZM63 238H64V243H63ZM65 247H67V248H65ZM63 249H64V252H63ZM259 264H264V255L262 256V259L259 261Z\"/></svg>", "mask_w": 264, "mask_h": 264}, {"label": "crops", "instance_id": "0c3cea01", "mask_svg": "<svg viewBox=\"0 0 264 264\" xmlns=\"http://www.w3.org/2000/svg\"><path fill=\"white\" fill-rule=\"evenodd\" d=\"M163 21L172 42L174 55H192L201 51L202 40L197 38L196 33L188 34L170 14H167Z\"/></svg>", "mask_w": 264, "mask_h": 264}]
</instances>
